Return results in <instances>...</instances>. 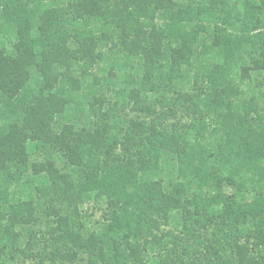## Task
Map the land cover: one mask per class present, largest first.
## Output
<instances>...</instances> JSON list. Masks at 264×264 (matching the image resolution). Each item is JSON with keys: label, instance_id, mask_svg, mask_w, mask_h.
<instances>
[{"label": "trees", "instance_id": "16d2710c", "mask_svg": "<svg viewBox=\"0 0 264 264\" xmlns=\"http://www.w3.org/2000/svg\"><path fill=\"white\" fill-rule=\"evenodd\" d=\"M0 264H264V0H0Z\"/></svg>", "mask_w": 264, "mask_h": 264}, {"label": "rangeland", "instance_id": "374dc122", "mask_svg": "<svg viewBox=\"0 0 264 264\" xmlns=\"http://www.w3.org/2000/svg\"><path fill=\"white\" fill-rule=\"evenodd\" d=\"M100 216V212H97L96 214H95V217L97 218V217H99Z\"/></svg>", "mask_w": 264, "mask_h": 264}]
</instances>
